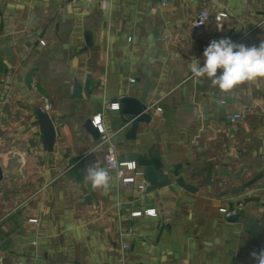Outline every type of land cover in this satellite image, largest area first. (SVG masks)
Segmentation results:
<instances>
[{
	"label": "crops",
	"instance_id": "0c3cea01",
	"mask_svg": "<svg viewBox=\"0 0 264 264\" xmlns=\"http://www.w3.org/2000/svg\"><path fill=\"white\" fill-rule=\"evenodd\" d=\"M103 1L0 0L4 264H257L252 253L264 250V79L222 94L197 82L188 64L195 57L203 66L212 40L258 47L264 0H214L208 9L222 16L220 30L213 19L193 26L204 7L199 0H108L106 8ZM124 96L149 106L150 121L138 124L134 139L124 137L132 123L120 106L108 107ZM43 97L53 103L52 151L40 140ZM237 111L245 117L228 123L225 115ZM98 114L118 157L138 155L136 184L121 185L112 171L107 192L85 182L89 164L105 167L106 145L84 127ZM149 165L170 184L141 191ZM239 205L233 218L220 211Z\"/></svg>",
	"mask_w": 264,
	"mask_h": 264
},
{
	"label": "clouds",
	"instance_id": "9594fccd",
	"mask_svg": "<svg viewBox=\"0 0 264 264\" xmlns=\"http://www.w3.org/2000/svg\"><path fill=\"white\" fill-rule=\"evenodd\" d=\"M188 67L197 82L207 80L222 94L232 93L240 85L264 79V41L257 47L234 43L229 38L212 40L204 49L203 66L193 57ZM219 103L224 101L221 99ZM84 171V180L93 190H109L113 177L99 161H93ZM252 256L257 264H264V250Z\"/></svg>",
	"mask_w": 264,
	"mask_h": 264
},
{
	"label": "built area",
	"instance_id": "2783aa9c",
	"mask_svg": "<svg viewBox=\"0 0 264 264\" xmlns=\"http://www.w3.org/2000/svg\"><path fill=\"white\" fill-rule=\"evenodd\" d=\"M72 3H76L79 1H84L87 3H90L92 0H70ZM204 4V7L197 13L193 20V26L195 28H201L204 27L208 22L213 19L215 22V26L218 30L222 28V16L220 14L216 16H212L210 13V10L208 9V5H210L214 0H199ZM168 0H162V5H167ZM108 4V0H104L102 3V7L106 8ZM42 45L45 44L43 40L40 41ZM131 82H134L135 79H130ZM33 87L35 88V84H33ZM108 107L113 110L119 109V103L114 102L111 104H108ZM42 110L46 112H50L53 108V103L48 97H43V105ZM159 111V108H157ZM245 117V113L242 111L237 112H229L225 115V120L230 124H235L242 120ZM93 124L95 127H97L99 133H100V142L103 145H106V150L104 152L103 158H104V164L105 167L108 168L110 171L114 172L119 183L123 186H130L133 184H136L139 175H140V169L139 164L135 160H122L117 155V150L112 142L113 136L109 134L101 119V115L98 114L93 119ZM138 188L142 191L145 190V183L142 180H139ZM241 208V205L238 206V208H221L220 211L224 214L226 218H233L238 214L239 209ZM146 214H155L154 209H149L144 211ZM141 211H136L132 215L133 216H139L141 215ZM32 222H37V220H32ZM130 248L129 244H124L123 249L126 250ZM0 264H4L3 256L0 254ZM15 264H39L38 261H31L28 263H24L23 261H16ZM124 264V262H122Z\"/></svg>",
	"mask_w": 264,
	"mask_h": 264
},
{
	"label": "water",
	"instance_id": "95a60500",
	"mask_svg": "<svg viewBox=\"0 0 264 264\" xmlns=\"http://www.w3.org/2000/svg\"><path fill=\"white\" fill-rule=\"evenodd\" d=\"M94 84L92 77L88 75L84 89L90 91V88ZM83 90V86L79 82L74 84L75 96H80ZM120 110L124 115L125 123H132L131 129L124 135L127 139H134L136 136V130L140 122H149L150 113H147L149 106L142 100L132 97L124 96L118 100ZM37 119L40 126V140L42 145L47 151H52L54 148L56 132L54 123L48 112L43 111L42 108L37 110ZM85 129L92 135L94 139H100V133L97 127L94 126L92 119H87L84 123ZM129 160H137L138 155L131 153L128 156ZM2 178V170L0 168V179ZM143 181L145 183V190L152 191L157 188H162L170 184L168 177L157 170L154 166L149 165L143 170ZM188 188V187H187Z\"/></svg>",
	"mask_w": 264,
	"mask_h": 264
}]
</instances>
